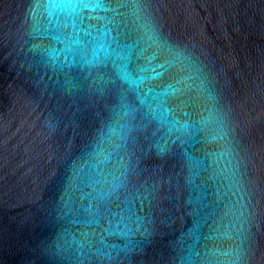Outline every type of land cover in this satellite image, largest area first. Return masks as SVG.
<instances>
[{"label": "water", "instance_id": "95a60500", "mask_svg": "<svg viewBox=\"0 0 264 264\" xmlns=\"http://www.w3.org/2000/svg\"><path fill=\"white\" fill-rule=\"evenodd\" d=\"M0 264H264V0H0Z\"/></svg>", "mask_w": 264, "mask_h": 264}]
</instances>
